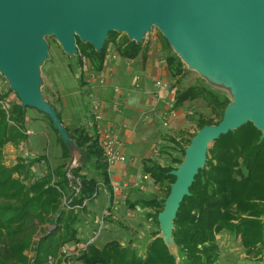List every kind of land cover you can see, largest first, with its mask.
<instances>
[{
	"label": "trees",
	"instance_id": "obj_1",
	"mask_svg": "<svg viewBox=\"0 0 264 264\" xmlns=\"http://www.w3.org/2000/svg\"><path fill=\"white\" fill-rule=\"evenodd\" d=\"M118 37L119 33H110L101 51L77 38L78 61L83 65L86 57L98 72L103 71L108 44ZM166 45L171 49L166 58L167 68L172 78H176L184 72L183 62L167 40ZM116 53L123 59L134 60L140 54L145 55L144 43L138 44L125 35L118 43ZM5 98L0 96V264H48L50 259L59 258L67 244L81 242L79 226L86 209L84 203L97 197L100 184L106 186L113 200L110 168L99 137L82 126L66 129L81 155L72 168L71 150L52 119L60 136L63 164L56 169L49 166L47 174L35 180L31 175L34 161L7 166L5 147L27 139L25 124L29 107L14 103L9 104L7 110L1 103ZM200 98L218 112L221 120L217 123L201 121L199 131L206 126L218 125L231 104L228 98L211 89L191 86L178 94L175 108L181 109L185 103ZM57 114L62 122L61 114ZM192 139L182 148L183 157L173 159L174 165L184 162ZM88 170L93 173L86 174ZM174 170L173 166L145 160L144 175L150 176L165 190V197L127 202L136 214L139 208L147 209V218L158 228L159 215L177 180L172 175ZM190 193L181 202L174 220L173 240L177 255L159 237V230L153 234L143 254L133 246L111 241L103 248L88 245L77 261L81 264H216L221 251L218 236L224 233L240 237L248 251L264 246L263 132L249 122L222 135L210 147L206 164L195 177ZM36 237L40 240L36 241ZM29 251L35 253L32 259Z\"/></svg>",
	"mask_w": 264,
	"mask_h": 264
},
{
	"label": "water",
	"instance_id": "obj_2",
	"mask_svg": "<svg viewBox=\"0 0 264 264\" xmlns=\"http://www.w3.org/2000/svg\"><path fill=\"white\" fill-rule=\"evenodd\" d=\"M154 26L194 66L205 68V61H212L236 94L223 120L197 133L184 162L172 172L177 180L159 215V237L177 255L174 220L212 144L249 122L264 138V0H0V69L23 108L40 109L52 119L74 168L81 155L36 74L37 64L48 56L45 36H55L67 54L78 55L77 38L101 51L110 33H127L141 44Z\"/></svg>",
	"mask_w": 264,
	"mask_h": 264
},
{
	"label": "rangeland",
	"instance_id": "obj_3",
	"mask_svg": "<svg viewBox=\"0 0 264 264\" xmlns=\"http://www.w3.org/2000/svg\"><path fill=\"white\" fill-rule=\"evenodd\" d=\"M125 35L127 33H120L115 41L108 44L109 55L112 60H114L113 56L118 43ZM45 41L48 44V56L36 66V74L44 98L56 112L61 114L62 125L65 129L73 130L75 127L82 126L96 135L92 96L101 102L107 100L109 102L111 99L114 101V96L111 95V97L108 91L107 93L103 92L105 96H102V91L107 88L99 86L97 91L88 82L98 72L88 58H84L82 65L78 61L77 54H67L55 36L47 35ZM143 42L149 46L148 54L144 60L138 59L137 66L133 65V67L135 66L134 72H153L157 79L166 82L168 87L163 95L161 92L160 99L153 104L154 109H157L155 111L149 107L152 97L146 95L144 90L135 92V88H124L127 83L121 84L119 81L113 84V95H116L114 93L115 88H121L125 93L124 95L117 94L119 98H122L117 108V114L119 108L125 109L124 115L121 117H127L131 126H129V130L138 136V143L140 144L139 160L136 157V161L133 162L134 165L129 163L131 159L128 158L127 163L123 164L126 169L125 167L121 168L123 165L109 169L112 177L117 176L116 179L114 177L115 186L123 187L128 184L129 187L118 194L117 199L120 203L116 208L111 200V193L109 190L106 192L100 184L97 197L84 203L86 209L82 214V221L79 226L81 242L67 244L62 248L59 258L50 259L48 264H81L77 261V257L88 245L92 244L103 248L111 241H119L123 246H133L143 254L153 234L159 230L161 232L162 228H158L151 219L147 218V209L141 210L139 208L136 214L129 209L127 202L165 197V190L156 185L150 176L149 179H144V161L152 157L154 162L160 164L164 162V165H170L177 169L178 166L173 164V159L183 157L181 150L187 141L197 135L200 122L217 123L221 120L218 112L213 110L202 98L187 102L184 109L181 110L186 114L184 113L169 128H165L159 122V113L180 110L175 108L176 98L178 94L191 86L211 89L223 98H228L231 103L236 100V94L227 87L223 72L212 61H205V68H199L193 65L191 59L172 48L173 52L183 62L184 72L176 78H172L170 73L164 74V72H168L166 58L171 49L166 45V40L157 26L151 29ZM117 60L115 59L112 65L117 66V72H126L131 68L125 62H118L117 64ZM109 65L110 60L107 59L105 68L101 72H111ZM156 80L146 81L154 93L161 91L156 87L154 88ZM0 96H6L5 101L1 103L7 110L10 107L9 104L22 103L13 83L1 69ZM125 98L129 100L126 101ZM128 106L150 110L152 117L144 111L133 112ZM50 119L49 115L40 109L29 107L25 124L27 139L18 145L8 144L5 147L7 166L13 167L21 161L28 164L34 161L35 163L31 167V175L32 180H35L45 176L49 166L56 169L63 164L60 136ZM76 156L79 157L77 154ZM85 173L91 175L93 172L88 170ZM141 180L142 183L136 186V183ZM77 210L80 209L77 208ZM49 229H53V226H49ZM38 240L40 237H36V241ZM218 243L221 251L216 264H264V246L248 251L241 243L240 237L229 233L219 235ZM28 255L32 259L35 253L29 251Z\"/></svg>",
	"mask_w": 264,
	"mask_h": 264
},
{
	"label": "crops",
	"instance_id": "obj_4",
	"mask_svg": "<svg viewBox=\"0 0 264 264\" xmlns=\"http://www.w3.org/2000/svg\"><path fill=\"white\" fill-rule=\"evenodd\" d=\"M148 49H149V46L146 43H144L145 55L143 56L142 54H140V56L134 60L123 59L119 56V54H117L115 52L114 55L116 56V59H118L117 64H118V62H125L131 68L129 70H127L126 72H117V66L116 65L112 66L113 61L115 59L112 60V58L111 59L109 58V60H110L109 68H110L111 72H97L96 76H94L93 79H90L88 81V82H90L92 87L95 88V90H97V91H98L97 88H100L99 86H101L103 88H105V87L107 88V89L102 91V94H103L102 96H105V93H103V92L107 93V91H108V93H110V96L111 95L114 96V98H115L114 101L111 99V100H109V102H107L108 100L106 102H101L98 99L101 102V111H102V115L104 118V124L107 128L111 129L113 132H115L116 134H118L120 136V139L123 142V146H124L123 152L125 153V155L129 159H131V161H129V163L132 165L135 164L133 162L136 161L137 158L139 160V145H140L138 143L139 139H138V136L134 135L132 133V131L129 130L130 125L128 123L127 117H121L122 115H124L125 109L119 108L120 110L118 111V114H117V108H118V105L121 103L122 98H119L117 96V93H116V95H113L112 87L116 81H119V83H121V84L127 83V85L125 87L123 86L124 88H128V89H131V88L134 89L135 88L134 89L135 92L140 91V90H144L146 95H148L149 97H152V100H150V106L149 107L152 110H155V111L157 110V109H154L153 104L158 99H160L161 92L163 95V93L166 91L167 88L162 89L161 91H159L157 93H154L151 89V86L146 84V81H149L151 79H153L155 81L157 79V76H155L153 72H142V73L141 72H134L135 66L133 67V65H136V66L138 65V64H136V62L138 61L139 58L143 59V60L146 58V55L148 54V52H147ZM108 55H109V53H108ZM141 57H143V58H141ZM107 59H108V56H107ZM167 71H168V68H167ZM166 73H169V71L164 72V74H166ZM145 79H147V80H145ZM138 80H141V81H138ZM157 82H163V81L157 79L156 82H154V88L156 87ZM163 83L166 84V82H163ZM113 92H114V90H113ZM124 94L125 93L123 92L121 95H124ZM128 96H130V95H128ZM127 100H129V99L127 98L126 101ZM142 107H144V106H142ZM129 108L132 109L133 112L144 111L145 113H149L150 114L149 116L152 117V113L150 112V110H143V108H136V107H129ZM183 109H184V107L181 108L180 110L176 111L178 116L171 121L169 127H171L173 123H176L178 121V119L185 113L184 111H181ZM166 112H169V111H166ZM166 112H164V113H166ZM164 113H159V115H158L159 116L158 120L162 125H163V123H162L161 116ZM169 127H165V128H169ZM151 159H152V157H151ZM161 164L164 165V162ZM118 166H120V165H118ZM123 167H125V169H126V166L123 165L121 168H123ZM114 177L115 176H113V177L111 176L113 185H114ZM116 178H117V176L115 177V179Z\"/></svg>",
	"mask_w": 264,
	"mask_h": 264
},
{
	"label": "built area",
	"instance_id": "obj_5",
	"mask_svg": "<svg viewBox=\"0 0 264 264\" xmlns=\"http://www.w3.org/2000/svg\"><path fill=\"white\" fill-rule=\"evenodd\" d=\"M111 58L110 55H108V59ZM113 59H116V56H113ZM167 84H164L163 82H157L156 88L159 90L167 88ZM115 93L122 94L123 89L121 88H115ZM92 111L95 121V133L96 136L99 137L103 153L105 156V159L109 165V168H113L118 165L126 164L128 161V157L123 152V142L120 139V136L113 132L111 129L107 128L104 124V118L101 111V102L96 98L92 96ZM178 116L177 112L172 110L169 112L164 113L161 116L162 123L165 127H169L170 123L173 119H175ZM144 179H149V176H145ZM140 183H142V180L140 182L136 183V186H139ZM102 187L107 192V188L104 184H102ZM129 187L128 184H125L123 187H118L113 185V205L117 208L120 201L117 199L118 194H120L125 188ZM88 247V246H87Z\"/></svg>",
	"mask_w": 264,
	"mask_h": 264
}]
</instances>
